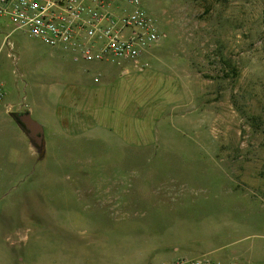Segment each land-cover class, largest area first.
Instances as JSON below:
<instances>
[{
	"label": "rangeland",
	"instance_id": "374dc122",
	"mask_svg": "<svg viewBox=\"0 0 264 264\" xmlns=\"http://www.w3.org/2000/svg\"><path fill=\"white\" fill-rule=\"evenodd\" d=\"M142 3L163 38L139 69L100 87L84 130L74 125L68 139L49 136L46 109L94 64L0 28L5 105L26 106L45 152L38 161L13 119L0 116V264L19 253V211L35 208L27 195H68L91 208L99 195H122L143 217L136 196L157 195L184 204L178 212L189 220H210L212 245L242 239L245 261L264 258V0ZM95 74L86 70L89 87Z\"/></svg>",
	"mask_w": 264,
	"mask_h": 264
},
{
	"label": "crops",
	"instance_id": "0c3cea01",
	"mask_svg": "<svg viewBox=\"0 0 264 264\" xmlns=\"http://www.w3.org/2000/svg\"><path fill=\"white\" fill-rule=\"evenodd\" d=\"M91 64L95 68L81 70L76 78L68 79L66 89L55 92L56 101L45 112L50 113L49 127L52 131L49 136L60 134L68 139L70 136L64 131L74 125L84 130L91 111L90 99L94 96L99 98L102 85L113 87L123 76L117 67ZM88 69L96 70L95 75H100L98 82L93 80L91 90L84 81ZM132 73L127 81L129 85L132 80H137ZM5 100L0 116L12 118L14 113L29 112L26 106L14 111V106L5 105ZM42 106L38 105V108L44 109ZM22 132L29 149L36 153L26 133ZM32 196L35 205L32 214L27 209L19 211L22 223L17 239L19 253L9 256L7 264H174L199 259L222 264L234 260L264 264V258L245 261L246 251H238L242 247V239L230 238L219 247L212 245L218 243V238L211 241L210 236L206 237L207 229L212 228L210 220H189L178 212L184 204L157 199V195L136 196L137 204L147 211L144 217L142 212L133 213L132 201L122 198V195H99L93 208L87 207L89 205L75 207L66 201L68 195H27V198Z\"/></svg>",
	"mask_w": 264,
	"mask_h": 264
},
{
	"label": "built area",
	"instance_id": "2783aa9c",
	"mask_svg": "<svg viewBox=\"0 0 264 264\" xmlns=\"http://www.w3.org/2000/svg\"><path fill=\"white\" fill-rule=\"evenodd\" d=\"M5 24L69 54L74 62L111 65L122 75L127 68L139 69L144 55L163 38L142 0H0V28ZM99 79L95 75L93 80ZM4 99L0 80V108ZM174 264L222 263L199 259Z\"/></svg>",
	"mask_w": 264,
	"mask_h": 264
},
{
	"label": "water",
	"instance_id": "95a60500",
	"mask_svg": "<svg viewBox=\"0 0 264 264\" xmlns=\"http://www.w3.org/2000/svg\"><path fill=\"white\" fill-rule=\"evenodd\" d=\"M14 122L26 133L31 144L36 148H41L44 142L43 127L32 119L29 112L12 114Z\"/></svg>",
	"mask_w": 264,
	"mask_h": 264
},
{
	"label": "trees",
	"instance_id": "16d2710c",
	"mask_svg": "<svg viewBox=\"0 0 264 264\" xmlns=\"http://www.w3.org/2000/svg\"><path fill=\"white\" fill-rule=\"evenodd\" d=\"M45 156V152L44 150L41 148H38L37 149V158H38V161L42 160Z\"/></svg>",
	"mask_w": 264,
	"mask_h": 264
}]
</instances>
